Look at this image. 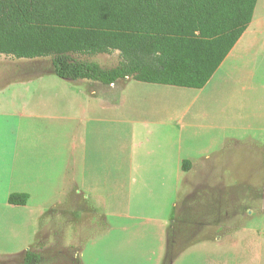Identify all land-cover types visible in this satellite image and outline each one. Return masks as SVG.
<instances>
[{
	"label": "rangeland",
	"instance_id": "rangeland-1",
	"mask_svg": "<svg viewBox=\"0 0 264 264\" xmlns=\"http://www.w3.org/2000/svg\"><path fill=\"white\" fill-rule=\"evenodd\" d=\"M259 19L264 27V0L256 6L255 20ZM255 57L247 62L256 63ZM81 59L97 61L105 69L120 62L117 51ZM0 60L9 62L7 83L16 71L34 69L26 61V67H17L18 61L9 56L0 55ZM38 60L50 73L44 86H56L49 79L54 73L52 56ZM232 86L228 92L201 93L169 86L140 88L132 98L140 115L150 106L190 107V117L202 110L200 121L207 126H214L212 119L226 118L232 130H217L216 141L204 136L207 130L193 128L177 141L179 147L157 138L146 141L143 130L134 131L121 114L108 108L103 120L89 123L81 135L49 125L46 136L38 139L49 140L40 149L50 168L66 160L74 171L69 178H57L50 189L41 187L34 196L35 210L0 206V264H22L27 251L40 255L38 264H264V121L254 115L264 108V98L245 101L241 87ZM78 113L73 116L80 118ZM245 124L260 130H244ZM223 133L231 140L223 139ZM194 146L214 154L208 162L195 158L194 171L181 174L170 167L172 154L196 152ZM74 186L91 201L99 200L101 211H95L91 201H82L85 209H79L77 201L79 210L47 211L44 216L40 207ZM107 223L115 225L113 233L97 244L96 232Z\"/></svg>",
	"mask_w": 264,
	"mask_h": 264
},
{
	"label": "trees",
	"instance_id": "trees-1",
	"mask_svg": "<svg viewBox=\"0 0 264 264\" xmlns=\"http://www.w3.org/2000/svg\"><path fill=\"white\" fill-rule=\"evenodd\" d=\"M258 0H0V55L52 56L61 79L203 89L251 24ZM118 51L105 69L81 57ZM189 162H184L187 170ZM29 195L8 203L25 206ZM27 251L22 264H38ZM79 264H81L79 262Z\"/></svg>",
	"mask_w": 264,
	"mask_h": 264
},
{
	"label": "crops",
	"instance_id": "crops-1",
	"mask_svg": "<svg viewBox=\"0 0 264 264\" xmlns=\"http://www.w3.org/2000/svg\"><path fill=\"white\" fill-rule=\"evenodd\" d=\"M263 28L262 20L256 21L254 12L251 24L207 85L203 89L193 90H198L201 93L223 89L228 92L232 89V84L237 83L238 87H241L245 101L264 98ZM261 52L263 54L258 55ZM253 54H256V63H248L247 61L251 59ZM38 59H16L19 63L16 65L17 67L23 68L25 66L23 63L26 61L25 63H31L26 66L34 69L16 71L17 76H14L10 83H7V77L4 74L9 62L0 60V67L5 69H0V206L23 212L35 210L37 203L34 196L40 193V188L47 185L50 186V189L57 182L55 181L57 178L60 179L61 176L69 178L68 174L74 171L71 161L66 163V160L57 164L55 168L54 166L50 168V161L45 150L40 149L43 146L46 147L49 140L38 139L40 135L46 136L49 125L55 128V124H58L59 128L62 127L69 133L78 132L81 135L89 123L102 121L103 112L108 108L121 114L124 120L132 124L134 131L143 130L144 140L151 139L153 141L154 138H157L156 141L158 142L169 141L168 145L177 147L180 146V142L177 141L184 137V132L188 128L207 130L204 136L206 135L212 141H216L217 130L226 131L229 130L228 127H230V132L232 130L231 123L226 126V118L212 119L210 123H213L214 126L202 124L200 121L202 120V110H196L194 115L190 117V107L175 110L161 106H150L143 115L137 113L132 98L133 95L136 96L140 88L145 91H155L153 90L155 87H168V85L143 83L132 78L121 79L111 85H103L89 80L61 79L54 72L49 79L57 85L46 87L44 86L45 81L50 73L40 68V60ZM11 63H14L13 66H15V62ZM101 67L103 66L101 65ZM42 86L43 89H41ZM169 87L175 88V86ZM196 99L198 96L194 98V100ZM263 110L262 107L255 112L254 115L257 120L264 121ZM76 112L81 114L80 118L73 116ZM75 121L76 123L73 124ZM217 123L221 126L217 127ZM243 129H247L246 124ZM248 130L259 131L260 129ZM192 135L198 136L199 132H192ZM221 137L229 139L230 135L223 133ZM227 142L224 145H227ZM194 148L196 152L191 151L193 150L191 149L184 154L178 155L177 153V156L172 154L173 157H170L171 161L169 162L170 167L179 170L181 174L194 171L196 169L194 160L208 162L210 156L214 154V150L206 149V147L199 149L194 146ZM184 162H189L188 168L190 169H183ZM132 168L133 170L138 169L135 165ZM70 188L64 191L62 198L46 202L40 207L44 216L47 211L61 210L65 212L85 209L82 201H91V197H84L77 186ZM13 193L28 194L27 204L25 206L10 205L8 198ZM77 201L80 203L79 209L74 203ZM91 202L95 211L98 209L101 211L99 200L94 199ZM114 228L115 225L109 223L102 225L101 230L96 232V237L99 235L97 244L101 243V238L109 236L110 232L112 234ZM38 235L39 229L35 231V236L38 237ZM216 240L220 241L221 237L216 238Z\"/></svg>",
	"mask_w": 264,
	"mask_h": 264
}]
</instances>
